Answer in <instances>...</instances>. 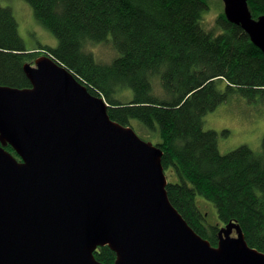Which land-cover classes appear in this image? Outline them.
Listing matches in <instances>:
<instances>
[{
	"label": "trees",
	"instance_id": "16d2710c",
	"mask_svg": "<svg viewBox=\"0 0 264 264\" xmlns=\"http://www.w3.org/2000/svg\"><path fill=\"white\" fill-rule=\"evenodd\" d=\"M25 1L57 45L26 48L11 7L0 4V85L29 87L23 64L49 55L104 98L112 120L163 151L168 198L197 234L216 245L219 226L235 222L247 244L264 252V136L258 149L241 144L220 153L217 132L203 128V116L233 96L264 106V53L226 19L222 1ZM247 1L253 17L264 14V0ZM106 42L115 55L100 61L88 48ZM203 200L216 222L200 208ZM94 256L115 259L108 246Z\"/></svg>",
	"mask_w": 264,
	"mask_h": 264
},
{
	"label": "water",
	"instance_id": "95a60500",
	"mask_svg": "<svg viewBox=\"0 0 264 264\" xmlns=\"http://www.w3.org/2000/svg\"><path fill=\"white\" fill-rule=\"evenodd\" d=\"M221 1L264 53V14ZM22 69L29 87L0 85V264H104L101 246L113 264H264L235 222L216 245L189 226L168 198L163 151L112 120L103 97L47 54Z\"/></svg>",
	"mask_w": 264,
	"mask_h": 264
},
{
	"label": "rangeland",
	"instance_id": "374dc122",
	"mask_svg": "<svg viewBox=\"0 0 264 264\" xmlns=\"http://www.w3.org/2000/svg\"><path fill=\"white\" fill-rule=\"evenodd\" d=\"M0 4L11 7L17 22L18 33L26 48L39 44L51 47L57 45V38L34 17L31 6L25 0H0ZM215 7L217 6L213 5L205 14L204 19L207 24H211L218 10ZM88 49H91L100 61H108L115 55L113 47L108 42L91 45ZM154 86V92L160 94L161 90L157 81L154 82ZM203 128L217 132L220 153H226L241 144L258 149L264 136V106L251 105L244 98L233 96L203 116ZM203 201L199 202L200 208L211 222H216L218 219L212 203Z\"/></svg>",
	"mask_w": 264,
	"mask_h": 264
}]
</instances>
